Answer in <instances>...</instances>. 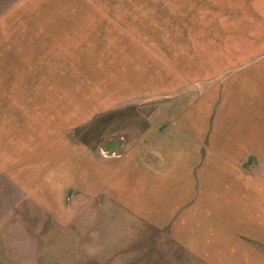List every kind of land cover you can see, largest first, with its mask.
I'll use <instances>...</instances> for the list:
<instances>
[{"label": "crops", "instance_id": "0c3cea01", "mask_svg": "<svg viewBox=\"0 0 264 264\" xmlns=\"http://www.w3.org/2000/svg\"><path fill=\"white\" fill-rule=\"evenodd\" d=\"M34 2L31 0V6ZM118 2L64 0L62 9L50 10V25L34 26L30 16L38 12L33 13L24 0L27 8L21 5V17H26L29 25L1 20L0 179L29 187V171L45 167L54 150L66 144L57 139L52 124L58 117L54 113H61L67 125L83 123L96 113L127 109L134 103L158 102L157 111L144 118L145 125L151 127L147 128L149 134L140 142L133 135L128 138L133 145L127 153L129 170L132 177L144 179V184L132 189L124 176V193L146 194L149 188L155 193H171L170 199L180 196V204L189 206L197 220L198 191L204 187L215 193L214 205L246 208L244 182L230 165L219 162L239 161L234 170L245 177L246 158L221 149L226 135L220 139L216 137L220 134L213 132L219 121L201 139L197 133L199 123L200 127L209 123L212 113L232 114L243 107L257 118L261 112L257 87L262 61L258 62L257 56L264 49V0H134L136 5L130 11L120 10ZM20 7L13 12L20 14ZM42 61L46 81L50 80L45 92L38 90V82L44 81V71L38 66ZM226 71L231 72L224 80L212 83ZM203 82L212 85L204 95L205 102L199 103L200 96L191 89ZM71 94L76 100L87 99L79 109V121L65 117L74 111L75 103L66 101ZM54 104L63 111H53ZM86 111L92 114L87 117ZM40 112H50V122L42 124L47 129L46 139L49 133L53 135L50 143L38 140ZM168 118V126L162 129ZM257 127V119L254 126L239 125L243 147L247 129ZM199 140L209 160L212 158L207 172L201 164L206 155H200ZM224 167L232 173L221 174ZM165 181L169 185H164ZM230 193L234 194L232 200ZM141 220L139 225L151 224ZM151 235L154 238L144 241H154L156 235ZM224 246L231 248L228 243Z\"/></svg>", "mask_w": 264, "mask_h": 264}, {"label": "rangeland", "instance_id": "374dc122", "mask_svg": "<svg viewBox=\"0 0 264 264\" xmlns=\"http://www.w3.org/2000/svg\"><path fill=\"white\" fill-rule=\"evenodd\" d=\"M23 2L0 0V22L29 25L26 17H21L22 6L27 4L33 13L38 12L30 16L31 24L50 25V10L62 9L64 0H35L32 6L31 0ZM115 2L123 11H130L128 9L136 5L134 0ZM17 7L20 14L12 10ZM257 58L258 62L262 61L257 87L261 112L257 118L243 107L232 114L212 113L206 126L200 127L199 123L197 133L201 139L207 131L211 132L209 127L219 121L213 132L219 133L216 137L220 139L226 135L221 140L225 145L221 149L230 150L237 158H246L245 177L234 170L239 161H219L230 165L244 182L246 208H234L236 204L227 209L214 205L215 193L206 192L204 187L198 191L200 200L195 208L200 219L197 220L187 209L189 206L180 204V196L173 195L170 199L171 193H155L149 188L146 194L124 193V176L132 189L144 184V179L132 177L129 170L131 162L127 161V153L133 145L128 138L133 135L140 142L142 136L149 134L147 128L151 127L145 125L144 118L157 111L158 102H138L127 109L119 107L93 115L89 109L86 116L92 117L83 123L81 120L67 125L62 122L61 113H54L58 117L52 124L57 139L66 144L54 150L45 167L29 171L26 177L32 182L29 187L11 185L0 179V264H264V49ZM38 66L40 70L45 69L44 63ZM43 71L44 81L38 82V90L45 92L50 89V80L46 81L47 72ZM230 72L217 76L212 83L224 80ZM247 73L251 76L250 70ZM257 77H260L258 73ZM204 83L193 85L191 89L200 96L199 103L205 102L204 95L212 85ZM66 101L75 103V107L65 117L79 121V109L87 99L76 100L71 94ZM54 110L63 111V108L54 104ZM49 114L40 112L36 120L40 123L38 140L47 143L52 141L53 135L49 133L46 139L47 129L42 126L50 122ZM255 118L258 127L247 129L245 148L237 130L244 123L254 126ZM154 119H158V114ZM138 121L141 125H137ZM169 121V118L164 121L161 128L168 126ZM156 132L159 133V129ZM203 144L199 140L200 155H206L201 164L207 172L212 158L209 160ZM223 169L221 174L232 173L226 167ZM54 172L55 175H50ZM171 180L168 177L167 181ZM167 181L163 184L169 185ZM230 196L232 200L234 194ZM141 217L151 224L139 225ZM235 229L237 232L233 231ZM151 234L156 235L155 240L145 242L147 237L154 238ZM233 239L236 241H228ZM225 243L231 244V248L224 246Z\"/></svg>", "mask_w": 264, "mask_h": 264}]
</instances>
